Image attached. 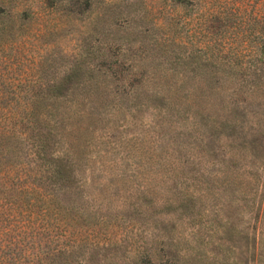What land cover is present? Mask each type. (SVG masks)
<instances>
[{"label":"rangeland","instance_id":"1","mask_svg":"<svg viewBox=\"0 0 264 264\" xmlns=\"http://www.w3.org/2000/svg\"><path fill=\"white\" fill-rule=\"evenodd\" d=\"M6 2L16 14L0 70L17 87L73 90L60 101V133L76 182L54 187L43 205L49 234L80 241L83 264H253L255 214L264 230V118L208 138L190 110L200 97L186 96L207 89L194 74L221 69L234 52L222 49L232 30L216 15L221 0ZM244 2L249 29L250 5L264 1ZM207 94L201 102L218 103ZM212 149L227 154L226 177L207 183ZM199 153L201 178L192 172ZM196 183L206 187L200 209H181Z\"/></svg>","mask_w":264,"mask_h":264},{"label":"trees","instance_id":"2","mask_svg":"<svg viewBox=\"0 0 264 264\" xmlns=\"http://www.w3.org/2000/svg\"><path fill=\"white\" fill-rule=\"evenodd\" d=\"M221 2L223 10L216 15L223 20L221 25L226 34L232 30L225 36L228 38L222 42V49L235 53L223 54L219 63L221 69L194 74L193 77H199L207 89L198 91L192 86L186 95L197 100L200 97L190 104V110L193 117L198 118L201 128L208 132V138L225 136L226 128L231 132L237 128L243 130V126H248L251 121L264 118V7L259 2L250 5L254 16L249 30L244 0ZM15 14L8 8L6 0H0V50L9 45L7 24ZM231 18L236 22H231ZM246 29L250 40L244 37ZM6 62V59H0V65ZM12 82V74L0 70V264H83L80 241H63L61 234L50 235L46 227L48 210L43 208L55 197L54 187H68L76 182L77 166L71 154L62 150L60 133L63 122L60 101L73 94V90L59 86L23 88ZM175 94L180 93L175 90ZM203 94L208 95L205 98L216 95L218 103L201 102ZM213 106L218 118L214 126H208L213 122V113L208 109ZM198 127L199 124L194 125V132L198 133ZM248 130L249 133L256 132L251 125ZM219 151L212 149L208 153L209 166L216 170L207 183H213V179L223 173L220 168L225 164L227 154ZM202 158L204 155L200 153L195 156L192 168L194 175L200 178L202 167L208 164ZM225 177L222 175L223 179ZM44 187H50L51 192H44ZM183 193L179 200L181 209H200L197 204L202 203L206 187L203 189L196 183ZM259 217L255 214L251 219L253 264H264V230ZM198 231L200 229L197 234ZM211 253L217 255L214 250Z\"/></svg>","mask_w":264,"mask_h":264}]
</instances>
